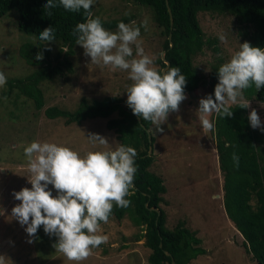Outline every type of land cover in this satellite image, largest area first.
I'll return each mask as SVG.
<instances>
[{
  "label": "rangeland",
  "instance_id": "obj_1",
  "mask_svg": "<svg viewBox=\"0 0 264 264\" xmlns=\"http://www.w3.org/2000/svg\"><path fill=\"white\" fill-rule=\"evenodd\" d=\"M91 12L103 13L110 18L131 15V20L125 24L140 26L144 52L153 58L157 70L161 69L156 62L161 52V39L146 7L131 0H94ZM16 17L14 8L0 16V72L6 79L23 78L35 68L17 54L22 41H34V38L16 31ZM195 17L203 38L215 40L214 44L203 45L200 52L191 57V63L203 83L191 91V95L184 93L186 99L179 105V110L170 112L166 121L159 125V130L151 122L148 125L146 130L152 136V160L148 170L161 178L164 187L158 203L164 214V226L171 228L180 222L199 239L197 246L203 249V253L189 259L186 264H256L244 250L240 235L221 207V175L212 128L204 129L201 124V119H208L212 124L214 112H197L199 101L210 94L206 83L210 65L217 59L221 64L227 62L239 49V44L247 42L242 31L249 28L227 13L198 11ZM143 21H147L146 27L141 26ZM221 36L224 41H221ZM212 46L216 51L211 49ZM48 48V56L52 60L55 44ZM69 59L72 72H63L52 80L39 82L43 105L38 109L33 108L30 100L15 97L13 93L3 96L1 91L5 86L0 88V256L9 260L7 264H75L53 249L50 238L43 235L36 239L29 237L25 232L26 226H21L11 217V209L19 204L12 193L31 188L27 180L29 173L24 148L33 141L48 142L68 147L83 156L89 151L119 146L115 133L104 126L106 118L95 117L66 124L60 117L49 119L43 115L42 110L50 105L70 111L81 96L86 99L104 95L127 98L126 89L132 82L126 71H112L92 64L79 45L74 47ZM245 100L250 101V107L245 108L247 117L255 109L263 131L264 103L252 98ZM115 116V112L109 115ZM91 135L107 139L109 146L93 143L89 139ZM48 190L53 196L57 195L51 185ZM101 229L98 234L107 236V242L93 249V254L80 264H147L142 238L137 239L140 229L126 215L119 219L110 215L108 223H101ZM43 232L41 226L36 235ZM49 243H52V251L44 249Z\"/></svg>",
  "mask_w": 264,
  "mask_h": 264
},
{
  "label": "trees",
  "instance_id": "obj_2",
  "mask_svg": "<svg viewBox=\"0 0 264 264\" xmlns=\"http://www.w3.org/2000/svg\"><path fill=\"white\" fill-rule=\"evenodd\" d=\"M131 1L150 11L161 39L162 58L167 61L164 70L169 66L180 69L186 77L184 93L188 96L190 91L203 83L191 63L192 55L200 52L203 45L215 43L214 39L203 38L195 17L198 11L232 15L238 23L249 28L242 31L247 42L253 47L264 49V0ZM164 1L169 9L170 23ZM54 2L58 4V0ZM46 3L47 0H0V16L14 8L17 13L16 31L34 38V41H22L17 47V54L26 64L35 66L23 78L7 79L1 94L9 96L13 93L15 97L28 99L34 109L43 105L42 90L38 86L40 81L52 80L63 72H72L69 58L77 46V37L72 31L78 23L87 19L82 9L71 12L62 6L50 9L49 16L44 10ZM92 14V18L99 17L102 26L113 32L119 23L131 20V15L110 18L103 13ZM48 27L54 29L55 38L50 43L39 39V34ZM54 44L55 51L50 60L48 47ZM211 49L216 51L215 46ZM38 53L42 54V60L35 59ZM156 62L160 67L164 65L160 56ZM221 65L220 59L210 65L206 81L210 89L209 97L214 98V88L218 83L217 71ZM243 96L264 103V87L257 90L253 85L243 91ZM126 100L114 95L90 99L81 96L70 111L50 105L42 112L46 118L60 117L66 124L95 117L106 118L104 126L115 133L118 145L133 147L137 153L134 158L137 171L133 188L130 195L125 197L130 201L129 206L122 208L114 205L111 216L119 219L126 215L133 225L139 227L137 239L142 238V245L147 251V264H169L170 259L173 264H186L189 259L203 253V249L197 246L199 239L194 232L182 223L177 222L171 228L164 226V214L158 207L164 187L161 178L148 170L152 154L150 152L146 155V150L152 144V136L146 129L150 122L133 115ZM229 107L233 111L232 117L222 118L215 112L212 117L213 146L221 175V207L225 217L240 235L244 250L256 264H264V130L253 129L249 125L245 108L239 105ZM112 112H115V117H109ZM150 207L156 208V211ZM41 235L50 238L53 245L57 242L55 236L44 232L32 238H40ZM52 243L44 249H55H52Z\"/></svg>",
  "mask_w": 264,
  "mask_h": 264
},
{
  "label": "clouds",
  "instance_id": "obj_3",
  "mask_svg": "<svg viewBox=\"0 0 264 264\" xmlns=\"http://www.w3.org/2000/svg\"><path fill=\"white\" fill-rule=\"evenodd\" d=\"M94 0H47L44 10L62 6L65 10L86 13L87 19L78 23L72 31L77 37L76 45L84 50L94 65L108 67L112 71H126L132 82L126 89V104L132 114L158 126L163 124L170 112L179 110L186 99V77L178 67L169 66L160 71L153 58L145 54L140 40V26L133 27L123 22L117 31L106 30L99 17L92 18ZM147 21L141 26L146 27ZM54 29L48 27L39 34V39L48 43L54 40ZM224 41V37H220ZM135 46V56L133 55ZM42 60V54L35 57ZM218 83L214 98L199 101L197 112H215L220 117H232L230 105L249 108L243 91L251 86L257 90L264 87V49L253 47L248 42L239 44V49L217 71ZM7 83L0 72V88ZM191 92V91H190ZM191 95V94H190ZM253 129L261 128V120L255 109L248 115ZM204 129H211L208 119H201ZM264 130V129H262ZM93 143L109 146L107 139L91 135ZM27 158V177L31 188L13 192L19 204L11 209V217L25 227L29 237H34L42 226L45 234L55 236L56 251L70 262L80 264L93 254V249L107 242L101 223H108L115 206L126 208V199L133 188L137 171L136 150L119 145L115 149L89 151L81 156L78 152L55 143L33 141L24 148ZM51 185L57 195L48 190ZM29 243L32 241L29 240ZM0 256V264H7Z\"/></svg>",
  "mask_w": 264,
  "mask_h": 264
},
{
  "label": "water",
  "instance_id": "obj_4",
  "mask_svg": "<svg viewBox=\"0 0 264 264\" xmlns=\"http://www.w3.org/2000/svg\"><path fill=\"white\" fill-rule=\"evenodd\" d=\"M164 3H165V5H166V2L164 1ZM166 11L168 12V21H169V23L171 22V19H170V15H169V9H168V7H167V5H166ZM169 38V35L167 34V39ZM170 44V43H169ZM160 58L162 59V61L164 62V65L161 67V69H160V71H163L164 70V68L166 67V64H167V61L166 60H163V58H162V51L160 52ZM189 94H191V92H189ZM136 120H137V117H136ZM147 131V130H146ZM148 140H149V138H148ZM150 150H151V145H148L147 146V150H146V155H148L149 153H150ZM149 209H152V210H155L156 211V208H149ZM164 253L165 254H168L166 251H164ZM169 264H173V262H172V260L170 259V261H169Z\"/></svg>",
  "mask_w": 264,
  "mask_h": 264
}]
</instances>
